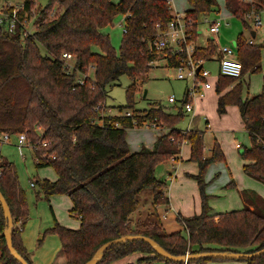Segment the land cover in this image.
<instances>
[{
  "label": "trees",
  "instance_id": "trees-1",
  "mask_svg": "<svg viewBox=\"0 0 264 264\" xmlns=\"http://www.w3.org/2000/svg\"><path fill=\"white\" fill-rule=\"evenodd\" d=\"M188 3L190 7L184 11V20L193 44L191 56L210 59L216 54L213 39L209 38L204 47L195 46L194 40L200 15L214 11L216 1L188 0ZM224 7L250 29L245 15L264 10V0H225ZM33 8L34 0H23L20 8H1L4 19L15 10L19 22L14 32H8L0 24V132H26L34 144L35 166H51L56 172L55 181L35 179L38 199L66 194L72 201L69 215L79 219V228L71 229L55 222L45 231L58 236L65 264H84L101 245L127 235L147 236L174 256L187 252L251 253L262 249L264 198L255 191H243L246 203L240 209L210 213L203 175L208 164L223 160L224 155L214 141L211 154L204 156L203 131L177 127L184 115L182 104L175 113L166 111L156 102L128 116L122 113V109L134 107L136 83H145L151 64L160 59V52L152 42L158 30H165L172 19L168 3L165 0H48L34 19L35 28L22 35ZM52 10L55 13L49 17L48 12ZM118 14L125 15V32L117 54L101 29L111 24ZM235 46L236 57L242 64L241 76L260 70L264 38L262 44L250 43L241 32ZM63 53L74 56L71 68ZM161 53L170 67L186 58L185 52L177 53L169 47ZM80 75H85L83 83L77 82ZM121 75L131 80L126 88V104L118 106L121 114H105L100 111V105L105 104V87ZM238 78L218 75L216 91L222 92ZM241 87L239 81L221 94L217 111L223 113L229 104L238 107L250 139L249 146L240 148L242 171L264 184V91L242 98ZM145 124H154L166 131L156 138L152 148L142 146L130 151L126 129ZM36 126L41 128V133L35 132ZM41 141L46 144L42 145ZM184 142L190 146L188 160L198 165V173L193 177L198 184L201 209L192 216L177 214L176 220L183 225L185 233H167L155 207L167 206L169 199L165 194V180L156 177L155 167L171 158L179 161ZM0 165V192L12 218V246L32 264L19 229V224L23 227L29 214L25 192L15 166L2 157ZM232 184L231 181L229 185ZM145 188L152 192V206L139 223L134 214L140 208L138 196ZM6 227L7 219L0 204V264H21L7 248ZM133 252L144 256L129 264L154 261L184 264L164 259L143 240L110 244L97 264H111ZM206 260L224 259L199 258L185 264ZM241 260L245 264H264V252Z\"/></svg>",
  "mask_w": 264,
  "mask_h": 264
},
{
  "label": "rangeland",
  "instance_id": "rangeland-1",
  "mask_svg": "<svg viewBox=\"0 0 264 264\" xmlns=\"http://www.w3.org/2000/svg\"><path fill=\"white\" fill-rule=\"evenodd\" d=\"M17 1V2H16ZM14 5L11 7H21L23 0H16ZM216 6L214 11L200 15L197 21V34L194 40V45L197 47H204L207 45L209 38H214L217 44L220 46H229L236 49L235 40L239 33H243L244 37L247 39H252L255 44H262L264 38V11L260 14L261 25L256 26L252 18H247L246 20L250 26L245 28L242 21L229 14L224 7L225 0H215ZM250 2L251 0H241ZM48 0H34V8L32 9V14L28 18L26 27L29 31L35 28L34 19L38 11L47 4ZM9 7V4L7 5ZM56 6H54L55 9ZM188 0H173L172 9L178 13H183L184 10L188 9ZM220 12H216L218 11ZM54 10L48 12V16L51 17L54 14ZM224 17L225 21L220 26L218 33H211L209 31V22L218 17ZM123 15H116L112 23L107 25L103 32L107 34L112 47L118 54L121 44V38L123 34ZM227 22V23H225ZM251 30L256 31V36L251 37ZM264 49V48H263ZM42 53H45V49L40 47ZM163 53L160 52V59L151 64V68L147 73V80L145 83H136L137 89L133 95L134 107L124 108L122 113L129 111H142L149 107L151 102H156L160 104L166 111L175 113L177 108L181 106L184 99V93L186 88L191 85L190 79H176L174 77L176 70L174 67L167 65L165 58L162 56ZM71 63V61H70ZM264 63V60H263ZM203 68L210 71L208 80L212 85V92L217 95L215 88V82L218 76V60L213 58L204 62ZM240 79H242L243 90L241 91V96L252 97L256 93L264 90V68L255 72H246ZM131 84V80L126 75H121L117 80L111 82L105 87V100L106 112L110 115L121 114L118 110V106H124L126 104V88ZM215 89V90H214ZM173 95L175 97V102L169 103L167 98ZM213 94H206L204 98L200 97L197 100L192 101V105L197 106L198 112L193 116L192 123H189L192 119L191 113L184 112L183 117L177 124L179 129H191L198 128L204 131V156L210 155V149L213 145V139L215 138L224 152V159L220 161H213L208 164L205 173L203 175L204 181L206 182V189L210 191L212 196H208V204L216 211H229L234 209L242 208L244 205L241 202L238 186H242L244 183L254 182L256 184L249 185L250 188L257 187L259 185L260 194L264 197V184L248 178L242 171V159L239 156L240 148L236 147L239 143L243 146H247L250 143L249 136L244 129L241 122V118L237 108L227 107L226 111L219 113L217 111V99L213 101ZM228 106V105H227ZM232 108L234 110H232ZM201 110V111H200ZM201 112V113H200ZM209 121V123H208ZM153 126H141L126 129V141L128 143L129 149L139 150L142 146L147 148H152L156 140L155 134L153 133ZM156 137V138H155ZM15 136L11 137L10 144L15 145ZM4 152H7L8 147H4ZM187 148V147H186ZM186 148H182V153L179 155V161L173 162L172 166L170 160L171 158L162 163H158L155 167V173L164 180L166 183L165 194L170 199V204L157 205L156 211L160 217V222L167 233L180 231L185 233L183 225H181L177 220L176 216L179 213L183 217L192 216L194 214L200 213V194L196 179L193 175L198 173V165L193 161L188 160V154ZM130 150V151H131ZM12 152V151H11ZM182 157H186L182 161ZM182 161V162H181ZM180 162V163H178ZM172 168H176V172ZM167 169H172L171 172H166ZM172 176V180H171ZM36 178V177H35ZM38 178V177H37ZM234 179L235 183L238 182V186H229V182ZM249 179V180H248ZM171 180V181H170ZM27 191L32 192V188L28 185ZM36 185L33 190H37ZM26 196V189L24 190ZM27 199V198H26ZM139 215H135V221H143L145 219V213L151 211L152 204V192L150 189H143L139 196ZM38 201H45L44 198H39ZM138 213V212H137ZM73 218V217H72ZM76 219V218H74ZM47 230V229H46ZM44 230L38 234L39 238L41 234L55 235L51 233H46ZM57 238V236H55ZM58 239V238H57ZM41 244V242H38ZM62 251L59 249L55 252V258L63 257ZM212 261L217 263H245L244 260L238 259H224V260H206L203 263L190 262L189 264H212Z\"/></svg>",
  "mask_w": 264,
  "mask_h": 264
},
{
  "label": "crops",
  "instance_id": "crops-1",
  "mask_svg": "<svg viewBox=\"0 0 264 264\" xmlns=\"http://www.w3.org/2000/svg\"><path fill=\"white\" fill-rule=\"evenodd\" d=\"M14 1H16V0H0V9L2 7L7 6L8 4H9V6L14 5V3H11ZM112 1L117 2L118 0H112ZM20 4H22V3H20ZM16 8H20V7H16ZM263 11L264 10H262L261 13ZM216 12H220L219 8H218V11H216ZM124 18H125V15H123V22H122L123 24H124ZM104 28L101 29L102 32H103ZM255 36H256V31L251 30V37L254 38ZM249 40H251V43L253 42L252 39L249 38ZM213 41L216 45V54L213 55V57L210 59L203 60L204 62L209 61V60H213L214 57L217 58V60H218V57H219L218 47L220 45L217 44L216 39L213 38ZM94 50L98 51V48L95 47ZM263 60H264V49L261 50V60H260L261 70H262V68H264ZM217 79H218V76H217ZM239 81L241 82V84H243L242 79L238 78L235 82H233L230 85H228L227 87H225L222 90V92H220V93L216 92L217 95H214V93L212 92V87L210 89H206L203 91L202 95H198L194 100H197L199 97H200V99L204 98L206 96V94H210V95L213 94V98H214V99L212 98L213 101L216 99L218 100V97L221 94H223L226 91H228L229 89H231L235 85V83H237ZM215 84H216V82H215ZM215 88H216V86H215ZM242 90H243V85L241 87V91ZM263 91L264 90H262L261 92H263ZM261 92L256 93L255 95L260 94ZM242 98H250V97L249 96L246 97V96L242 95ZM227 107L229 108L231 106H229V105L226 106L225 111H226ZM232 107H235L238 110V107L236 105L232 104ZM193 108H194V111H193V113H191L192 119L190 120L189 123H192L194 114L196 115L197 113H199L197 106L194 105ZM232 110H234V109L232 108ZM238 112H239V110H238ZM186 113H188V112H186ZM241 122H242V120H241ZM208 123H209V121H208ZM152 131L155 134V136L157 137L160 134L164 133L166 130L164 128L155 126V127H153ZM203 137H204V131H203ZM213 140L217 141L215 138ZM214 141H213V143H214ZM217 143L219 144L218 141H217ZM249 145H250V143L247 146H249ZM219 146H220V144H219ZM4 147H8L7 152H4V150H3V149H5ZM236 147L241 148L242 145L237 143ZM182 148L183 149L186 148V152L188 154L187 157L189 158V154H190L189 144L187 142H184L182 144L180 155L182 153ZM220 148H221V146H220ZM221 150L223 152V149H221ZM131 151H133V150H131ZM134 151H136V150H134ZM210 154H211V149H210ZM223 154H224V152H223ZM0 157L6 159L7 161L11 162L15 166L16 172L18 175L19 183L24 190L26 189V198H27L26 200L28 203L29 214H28V218L26 219L25 224L21 230V240H22V244H23L24 248L26 249V252L29 255V258H30L32 264H65L64 256L59 257L57 260L54 259L55 258V252L58 249L61 251L60 240H59L57 235L45 236V234L42 233L39 238H37V237L41 231L43 232L44 230L51 228L55 224V222H57L61 226L68 227L71 229H78L79 228V226H80L79 219H74L69 215V210L71 209V207L73 205L72 201L70 200V198L66 194H53V195H50L48 197V199H45V201H43V202L38 201V198L36 197V193H37L36 191L37 190H33L36 186V183L34 184V186H30V182L31 181L35 182V179L37 177L39 179H47L49 181H55L58 178L56 172L54 171V169L51 166L36 167L35 166V159L33 156V151L28 145H24V147H22L19 150L13 144L4 143V144L0 145ZM181 158L183 161V160H185L186 157L181 156ZM169 162H171L172 163L171 165L174 166L173 162H177V161L172 159ZM178 163H180V162H178ZM242 164H243V162H242ZM172 169L174 170V172L177 171L176 168H172ZM172 169H170V170L167 169L166 172L167 173L171 172ZM155 175H156V173H155ZM245 176H247V175L245 174ZM156 177H158V175H156ZM247 177L251 178L249 176H247ZM251 179H253V178H251ZM164 180H165V178H164ZM171 180H172V176H171ZM231 180L233 182V184H232L233 186H238V182L235 183L234 179H231ZM253 180H255V179H253ZM251 183L256 184L254 182L247 181V183H244L242 186H240V187L238 186L239 196H240V199H241V202L243 205L246 203V201L244 200V196H243L244 190L255 191L258 195L261 196L260 190H258V189H260L259 185H255V187H257V190H256L255 188H250L249 185H251ZM28 185L32 188V192H30V193L27 191ZM206 194H208V196H210V195L212 196V194H210V191L208 190V188L206 189ZM169 204H170V199H169ZM200 206H201V200H200ZM250 207L252 208V206H250ZM139 211L140 210L138 209L137 212H139ZM218 212H224V211L213 210L212 207L210 206V213H218ZM136 214L137 213L134 214V217ZM55 236H57L58 239ZM38 242H41V244H38ZM142 256H144V254L141 252H133L127 256H124L123 258H120L118 260L113 261L111 264L135 263L137 261V259L142 257ZM151 264H172V263H166L164 261H154ZM212 264H245V263H234V262H232V263H222V262L217 263L215 261H212Z\"/></svg>",
  "mask_w": 264,
  "mask_h": 264
},
{
  "label": "built area",
  "instance_id": "built-area-1",
  "mask_svg": "<svg viewBox=\"0 0 264 264\" xmlns=\"http://www.w3.org/2000/svg\"><path fill=\"white\" fill-rule=\"evenodd\" d=\"M170 9V13L172 15V19L168 22L167 28L165 30H158V33L153 40V47L161 52L164 48H171L174 52H185L186 58L181 59L180 63L176 65L174 68L176 73L174 77L176 79H190L191 85L186 88L184 93V99L182 102V108L185 112L193 113L194 106L192 105V101L198 96L202 95L203 91L206 89H210L212 87L208 77L210 75V71L203 68L204 61L202 59H194L191 56L193 50V44L189 41V34L186 29V22L184 20V12L178 13L177 11L172 9L173 0H165ZM3 8V7H2ZM261 12L251 11L246 14L245 17L252 18L253 22L256 26L261 25ZM7 16V19H4V15L0 9V24L4 26V28L8 32H14L17 23L19 22L18 17L16 15V11L13 10L10 15ZM225 21L224 17H218L209 22V31L211 33H218L220 26ZM227 23V22H225ZM24 24V23H23ZM22 24V25H23ZM159 25H157L158 27ZM29 29L26 27V24L22 30V35H27L30 33ZM123 32H125L124 24H123ZM251 43V40H249ZM219 57H218V75L228 76L238 78L242 73V64L236 57V49L231 48L229 46H219ZM62 56L66 58L67 66L71 68L72 64L70 61L74 59V56L70 53H63ZM67 67V68H68ZM199 68V69H198ZM85 75H80L77 78L78 83H83V79ZM175 97L173 95L167 98L169 103L175 102ZM106 105H100V111L105 114H109L106 112ZM125 115H130L131 112H124ZM144 126H154L145 124ZM37 134L41 133V128L36 126L34 128ZM188 130V129H186ZM15 136L16 143L15 146L20 150L24 145H28L32 151L34 149V144L30 142L27 137L26 132L21 133H9V132H0V145L4 143H10L11 137ZM41 144H46L45 141H41ZM239 147V146H238ZM51 158H54L52 155ZM2 173V167L0 165V175ZM30 186H34V181L30 182ZM21 223L19 224V229L22 230ZM185 264V263H184Z\"/></svg>",
  "mask_w": 264,
  "mask_h": 264
},
{
  "label": "water",
  "instance_id": "water-1",
  "mask_svg": "<svg viewBox=\"0 0 264 264\" xmlns=\"http://www.w3.org/2000/svg\"><path fill=\"white\" fill-rule=\"evenodd\" d=\"M0 204L2 206L4 216L7 219V227L4 230V237H5L7 248L9 250L10 254L17 261H19L21 264H28L25 261V259L22 256H20L18 254V252L12 246L11 233H10V228L12 226V218H11V215H10V212L8 209V205H7L4 197L2 196L1 192H0ZM126 240H143V241L147 242L152 247V249L155 251V253H157L158 255L163 257L164 259H167V260L172 261V262L181 261V262L186 263L189 260L199 259V258H208V257L219 258V259H238V260L251 259L255 256H258L262 252H264V247H263L262 249L251 252V253L213 251V252H203V253L191 254V253L187 252L181 256H174L171 253H169L168 251H166L156 241H154L153 239H151L147 236H144V235H127V236H121L119 238L110 240V241L104 243L103 245H101L96 250L94 255L84 264H97L106 247H108L110 244L118 243V242H124Z\"/></svg>",
  "mask_w": 264,
  "mask_h": 264
}]
</instances>
